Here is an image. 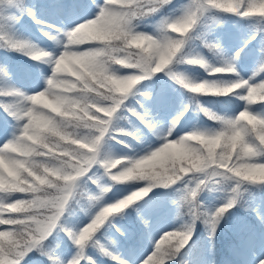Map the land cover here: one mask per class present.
I'll return each instance as SVG.
<instances>
[{"label": "snow or ice", "instance_id": "obj_1", "mask_svg": "<svg viewBox=\"0 0 264 264\" xmlns=\"http://www.w3.org/2000/svg\"><path fill=\"white\" fill-rule=\"evenodd\" d=\"M49 7L73 18L69 30L59 37L44 33L59 50L39 48L17 33L24 16L44 25L37 5L29 0H0V50L53 68L46 89L37 94L15 87L0 90L4 101L0 109L15 121L16 129L0 145V264H24L34 252L49 264H100V257L113 264H133L130 256L119 254L114 241L104 242L103 236L118 215L123 216L154 188L179 192L176 203L190 222L158 240L153 236L151 252L141 256L138 264H172L188 247L198 221L214 237L224 217L240 203L245 186L264 187V37L257 41L254 57L259 68L245 79L237 61L256 36L246 38L244 46L228 56L221 40L205 31L206 21L218 14L264 24V0H103L102 4L99 0H51ZM148 20L155 22L151 33L141 30ZM47 27L60 32L54 25ZM202 49L223 63L210 62ZM188 67L203 69L215 79L191 77L181 70ZM162 72L190 92L188 106L196 105L217 127L183 136L176 133V138L173 133L188 111L184 107L161 137L162 147L128 160L113 157L108 141L130 134L117 131L118 113L127 109L153 127L127 102L138 94L134 91L138 85ZM0 79H11L3 63ZM201 97L224 105V114L205 107ZM237 101L239 110L229 115L228 106ZM161 158L168 160L163 171L148 167ZM104 177L112 183H105ZM133 180L148 184L125 199L104 203L116 184ZM228 185H234L228 202L214 213L207 212L202 193ZM81 201L87 202L82 207L90 217L82 228L71 223V205ZM144 223L151 233L149 222ZM61 232L75 246L71 259H62L48 243ZM254 239L253 232L250 241ZM165 241L170 244L162 248ZM257 259L264 264V259Z\"/></svg>", "mask_w": 264, "mask_h": 264}, {"label": "rangeland", "instance_id": "obj_2", "mask_svg": "<svg viewBox=\"0 0 264 264\" xmlns=\"http://www.w3.org/2000/svg\"><path fill=\"white\" fill-rule=\"evenodd\" d=\"M99 2L102 4L103 0H99ZM225 14H218L215 18L210 17L208 20L210 23L215 25H221L225 22L223 19ZM91 18V17H90ZM30 22L25 25V37L24 39H27L31 41L33 44L37 45L39 48L46 49V50H52L53 48H58L55 41L48 38V36H45V32H49L53 36H60V33L63 31L69 30L67 27L73 18L68 17L66 14H63L61 12L51 10L49 15H46L42 18V20L45 22L44 25H38L36 24L30 17L28 18ZM241 19V18H240ZM242 22H244V25L247 27L255 28L259 26L260 22L257 21H251L248 19H241ZM47 25H54L56 29H60V32L58 33L55 31V29H50L47 27ZM264 27V24L261 25V28ZM249 29V28H248ZM255 35V33L248 34L246 37L247 39H251V36ZM241 35L238 33H232V29H224V31L221 33V35L218 37L221 40V43H223L224 49L227 52L228 56H232L237 51L238 47L241 46V43H238L236 41L237 38H239ZM246 40V39H245ZM82 47V46H81ZM84 47V46H83ZM257 54H254L251 57H247L246 59H243L242 64H239L237 62V69L241 73V75L248 79L251 77L255 72L252 69V61L254 60V57H256ZM6 64L8 65V68L10 70V76L11 79H1L0 81V90L8 89L11 87H15L20 89L22 92L32 95L37 94L40 91H44L47 87L46 81L48 78H50L53 74V68L47 64L39 63L37 61H29L28 65L26 62L22 61L20 65H15L12 63V61L8 60L6 61ZM220 62L223 63V60L220 59ZM12 63V64H11ZM191 71H189L187 74L190 75ZM261 78H264V73L261 74ZM166 83L172 82V80L167 76L164 78ZM199 80V79H198ZM207 80H213L212 78H207ZM202 81V80H201ZM152 88V84L145 83L139 85L140 91H145L146 93H149ZM138 91V90H137ZM148 97H150L148 95ZM161 97H164L163 100ZM167 94L164 93L163 95L155 94L153 95V98L148 99V106L151 113H149L147 116L151 117L153 119V127H148L145 124L146 130L144 135V142L140 145L141 150L136 152L133 157L138 156H144L150 154L152 151L157 150L159 147L163 146V140L161 137L166 136L168 134V130L172 126L173 120H175L177 111H174L172 107H169L168 104L163 106V103H167ZM1 102H4L1 100ZM7 102H15L14 100H9ZM162 103L157 108L155 107L156 103ZM242 107V106H241ZM4 113V112H3ZM1 116V114H0ZM0 118V145H3L7 140L12 138V133L16 131V129L13 127L15 124V121H13L11 118H6V120ZM193 121L186 119L183 123H180L176 127V132L173 133V136H176V138H179V136L191 134V127L194 125L192 124ZM209 128H215L212 127L210 124H202L198 125L197 129H209ZM196 129V130H197ZM176 133H179V136L176 135ZM108 184H111L112 182L108 179ZM122 185V184H116V186L112 189V192H110L105 198L104 203L105 204H112L115 203L121 199L118 198L117 190L124 189L125 191L130 189V185ZM226 187V186H225ZM94 193H98V189H94ZM226 192L221 193H215L214 195H207L206 192H203L201 195L202 203H204L205 209L212 211L214 207L217 206L219 202L222 201V197L227 196V194H224ZM250 193L244 189L241 191L240 195V203L237 204L236 207L232 208L233 211H231L228 215H226V218H228L229 221L226 222V225L229 226V228L232 230L233 228L238 229V224H241L244 227L243 232H248L251 235V232L253 230V226L255 225L256 221L250 220L248 216L238 214L234 209H240V210H248L249 204H248V197ZM118 199H116V197ZM125 197H128L127 195ZM124 197V198H125ZM167 214L168 215H162L164 219H159L151 226V233H149V228L147 227V232L144 237V243L141 245L142 247L134 246L131 247L128 252H126L124 249L121 251V255L125 257H131L133 260V264H138V260L141 256H144L151 252L152 250V244L154 236L155 239H159V237L170 230L175 225H184L187 223V220L180 217V219L173 218V211L174 207L172 204H169L168 206H165ZM95 211V210H94ZM127 210H125L124 213H126ZM258 214V213H257ZM86 222H90V217L87 215ZM255 233V239L253 241H250V235H247V238L240 244H237L235 246L230 247L231 249V255L229 259H225L221 264H259V260L257 257L264 259V233L262 235H258L259 233L254 231ZM200 240H197L198 242ZM195 242V243H196ZM187 250L190 253L182 252L179 258L175 260L174 264H208L212 259L207 254H203L200 252L199 248H196L195 244L190 245ZM91 251V250H90ZM75 254V246L74 249L70 251L68 254L69 257L67 259H71V257ZM101 264V263H100ZM219 264V263H217Z\"/></svg>", "mask_w": 264, "mask_h": 264}, {"label": "trees", "instance_id": "obj_3", "mask_svg": "<svg viewBox=\"0 0 264 264\" xmlns=\"http://www.w3.org/2000/svg\"><path fill=\"white\" fill-rule=\"evenodd\" d=\"M51 0H29L30 4L37 5L40 9L38 16L40 17L42 14L46 12L42 6L49 5ZM230 17L228 20H226L227 23L230 24H236L238 19L237 17ZM28 16H24L20 23L17 25V33L20 37H23L25 34L24 27L26 23L28 22ZM155 22L152 20L144 21L145 25H148L147 27H142V31H146L151 33L153 31L152 25ZM207 28L205 29L207 35L214 36L216 33L221 32L220 28L214 26L212 23H210L208 20L206 21ZM24 25V26H23ZM256 40H253L251 44H249L248 48L245 49V52L242 53L243 56L241 59L238 60L239 64H242L243 59H246L250 56V52L252 50L257 49V41L261 39V37H264V35L261 34L258 30L254 29ZM240 33L244 34L246 33L242 28L239 30ZM242 47L244 46V42L241 43ZM221 46L224 48L223 43H221ZM203 56H205L210 62L219 64L220 58H214L213 54L209 52L207 49H202ZM11 56L15 57V59L21 61L22 59H30L28 56L22 55L17 52H6L4 50H0V63H4L6 58H10ZM252 69L254 72H256L259 68V65L255 62L253 63ZM6 65V64H5ZM183 69V68H182ZM191 71V74H193L192 77L196 79H202L207 80L208 78L215 79V77L209 76L203 69L199 68H191L188 67ZM126 74H134L132 70L123 69L122 70ZM165 73H159L155 75L151 80H144L141 84L150 83L154 87L155 94L163 95L164 93L167 94V97L172 106V108L176 111H178V115L183 111L184 107H188V111L184 113L183 118L186 116L191 117L196 122H205L209 123L212 126H217L215 122L210 120L203 112H200L197 110L196 105L188 106L187 102L191 97V93L188 92L186 89L180 87L176 83H164L162 82V77L165 76ZM198 76V77H197ZM207 76V77H205ZM140 84V85H141ZM139 86V85H138ZM164 97H161L163 100ZM213 98L209 97H201V103L204 104L205 107L211 109L214 112H217L219 114H224L225 106L212 102ZM1 102V100H0ZM128 105L133 110L139 112L141 116H144L146 118V113L143 112L147 106V101L145 100L144 95L137 94L135 97L130 98L128 100ZM239 102H235L233 105L228 106V114H234L235 111H238L239 109L236 108V104ZM162 103H158L156 105V108L161 105ZM141 105H144L142 108ZM256 107H259V104L255 105ZM0 111H3V109H0ZM120 118L116 121V128L117 131L122 130L125 133H130L129 135H117L116 140H109L107 145L108 152L115 158H119L122 160H127V158L132 157V154L136 151L135 146H138L137 144V138L135 135L137 134L133 129L142 128V121L137 116L132 115L130 111L127 109L122 110L121 113L117 114ZM182 118V119H183ZM180 119V120H182ZM117 141H121V143H117ZM168 166V160L167 158H161L158 161L153 162V165H149V168L155 167L159 170L163 171L164 167ZM103 169H101L99 175L102 176ZM104 182L107 183L108 178L104 177ZM131 183L130 189L125 191L124 189L117 190L118 198L119 199H125L127 196L132 195L135 191L141 190L143 187H146L148 182L146 181H128L122 185H128ZM94 192L95 186L89 185ZM234 187V186H232ZM246 190L250 193V197H253V200L251 202V208L248 210H245L243 215L248 216L249 219L257 220L255 212H259L261 216L264 215V187H251V186H245ZM231 190V187L228 189ZM176 192L174 189H164V188H154L152 191H150L145 197H143L141 200L137 201L134 205L130 206L127 210L128 213L123 214V216H118L115 218V228L108 229L105 235L103 236V241L106 242L111 238H114V235L117 237H123L125 241L129 240L133 236L136 235V239L138 240L139 235L145 232V223L144 221L147 220L149 222H152V224L155 222V219L158 218V213L161 210V207L167 203L170 199L175 197ZM207 194L215 193L214 190L211 191H205ZM230 193V192H228ZM125 197V198H124ZM116 196V199H118ZM228 201L219 204V207L225 205ZM86 201H81V203L77 204L75 202L72 203V208L74 210V215L71 218V223L78 224L79 227H83L87 224L85 214L82 205L86 204ZM219 207H216L215 210L212 211L214 213ZM205 208V207H204ZM181 214L184 216V218H188L186 213ZM190 222V220H189ZM188 222V223H189ZM225 217L221 221L220 226L216 230L215 236L212 237L209 235V242L205 243V236H206V230L209 229L206 224L203 221H198L195 225V231L192 235V241L189 242V245L192 244L197 238L200 239L199 248L200 249H209V251L212 254V258L214 260H217V258L220 256V254H227L228 247L232 244L235 234L232 230L231 233L229 232V229H227V226L225 225ZM119 229V231L117 230ZM177 229V228H175ZM172 229V230H175ZM170 230V231H172ZM210 232V229H209ZM240 237H243L241 235ZM134 239V238H133ZM132 239V240H133ZM72 241L68 239V237L61 232L59 235V238L57 239L55 237L50 238L49 244L51 247L55 248L56 251L61 255V258L66 257V253L69 250L70 243ZM170 241H165V243L162 245V248L169 246ZM58 245V247H57ZM118 245V244H117ZM185 251L186 248L184 249ZM117 251L120 253V250L117 249ZM109 261V260H108ZM24 264H49V261L46 257L41 256L39 253H32V255L24 262Z\"/></svg>", "mask_w": 264, "mask_h": 264}, {"label": "clouds", "instance_id": "obj_4", "mask_svg": "<svg viewBox=\"0 0 264 264\" xmlns=\"http://www.w3.org/2000/svg\"><path fill=\"white\" fill-rule=\"evenodd\" d=\"M117 163H119V162H117Z\"/></svg>", "mask_w": 264, "mask_h": 264}]
</instances>
